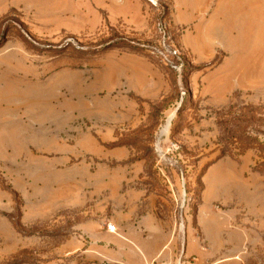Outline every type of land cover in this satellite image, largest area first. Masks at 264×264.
I'll use <instances>...</instances> for the list:
<instances>
[{"label": "rangeland", "instance_id": "1", "mask_svg": "<svg viewBox=\"0 0 264 264\" xmlns=\"http://www.w3.org/2000/svg\"><path fill=\"white\" fill-rule=\"evenodd\" d=\"M201 5L0 0V264H264V0Z\"/></svg>", "mask_w": 264, "mask_h": 264}, {"label": "crops", "instance_id": "2", "mask_svg": "<svg viewBox=\"0 0 264 264\" xmlns=\"http://www.w3.org/2000/svg\"><path fill=\"white\" fill-rule=\"evenodd\" d=\"M185 3L191 10L202 6L201 0H185ZM7 167H9V164ZM93 242L95 244V253L92 256L102 263L150 264L151 261L157 259L162 254L159 250L154 255H150L146 249V241L141 234L132 236V238H124L104 228L94 235ZM138 251L141 253L142 259L139 257Z\"/></svg>", "mask_w": 264, "mask_h": 264}, {"label": "built area", "instance_id": "3", "mask_svg": "<svg viewBox=\"0 0 264 264\" xmlns=\"http://www.w3.org/2000/svg\"><path fill=\"white\" fill-rule=\"evenodd\" d=\"M111 232L115 231V227L114 226H109L108 228Z\"/></svg>", "mask_w": 264, "mask_h": 264}, {"label": "trees", "instance_id": "4", "mask_svg": "<svg viewBox=\"0 0 264 264\" xmlns=\"http://www.w3.org/2000/svg\"><path fill=\"white\" fill-rule=\"evenodd\" d=\"M230 145H235V143L233 142V143H230Z\"/></svg>", "mask_w": 264, "mask_h": 264}]
</instances>
